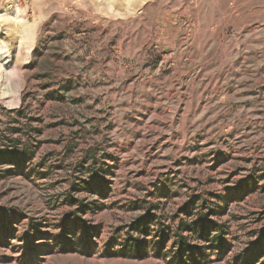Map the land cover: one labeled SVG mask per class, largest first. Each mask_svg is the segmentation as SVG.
I'll return each instance as SVG.
<instances>
[{
  "label": "rangeland",
  "instance_id": "1",
  "mask_svg": "<svg viewBox=\"0 0 264 264\" xmlns=\"http://www.w3.org/2000/svg\"><path fill=\"white\" fill-rule=\"evenodd\" d=\"M177 234L264 264V0H0V264Z\"/></svg>",
  "mask_w": 264,
  "mask_h": 264
},
{
  "label": "trees",
  "instance_id": "2",
  "mask_svg": "<svg viewBox=\"0 0 264 264\" xmlns=\"http://www.w3.org/2000/svg\"><path fill=\"white\" fill-rule=\"evenodd\" d=\"M161 242H162V246L160 251L157 253L158 256L161 255V252L166 248L167 244L170 241L168 238H164ZM171 249L175 253L174 254L175 258L171 259L169 261V264H200V258L203 254L202 250L199 249L198 245H194L190 243L187 240V238L182 236L181 234H177L176 240L171 246ZM140 250L141 247L140 246L137 247V251H136L137 256Z\"/></svg>",
  "mask_w": 264,
  "mask_h": 264
}]
</instances>
